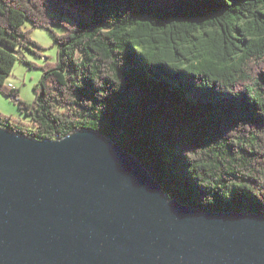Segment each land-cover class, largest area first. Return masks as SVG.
<instances>
[{
    "label": "trees",
    "instance_id": "obj_1",
    "mask_svg": "<svg viewBox=\"0 0 264 264\" xmlns=\"http://www.w3.org/2000/svg\"><path fill=\"white\" fill-rule=\"evenodd\" d=\"M57 59L33 104L5 87L25 29ZM63 27L57 34L52 26ZM47 141L92 130L135 156L167 197L207 212L264 214V0H0V94Z\"/></svg>",
    "mask_w": 264,
    "mask_h": 264
},
{
    "label": "water",
    "instance_id": "obj_2",
    "mask_svg": "<svg viewBox=\"0 0 264 264\" xmlns=\"http://www.w3.org/2000/svg\"><path fill=\"white\" fill-rule=\"evenodd\" d=\"M96 131L35 140L0 127V264H264V214L169 199Z\"/></svg>",
    "mask_w": 264,
    "mask_h": 264
},
{
    "label": "rangeland",
    "instance_id": "obj_3",
    "mask_svg": "<svg viewBox=\"0 0 264 264\" xmlns=\"http://www.w3.org/2000/svg\"><path fill=\"white\" fill-rule=\"evenodd\" d=\"M25 29L31 31V38L43 46V49H34L39 55L28 52V50H21V56H24L32 64V67L21 59L17 61L12 74L6 79L5 87L7 88L9 84H12L15 90H19V99L27 102V104H33L36 98L35 86L43 75V69L56 62L58 45L55 44L50 30L34 29L29 21L25 23ZM52 30L59 35L66 32L63 27L57 25H53ZM9 89L11 88L9 87ZM19 107V104L11 97L3 93L0 94V114L11 118L13 121L27 124L30 119Z\"/></svg>",
    "mask_w": 264,
    "mask_h": 264
},
{
    "label": "built area",
    "instance_id": "obj_4",
    "mask_svg": "<svg viewBox=\"0 0 264 264\" xmlns=\"http://www.w3.org/2000/svg\"><path fill=\"white\" fill-rule=\"evenodd\" d=\"M9 87L12 88V89H14L13 86H12V84H9Z\"/></svg>",
    "mask_w": 264,
    "mask_h": 264
}]
</instances>
